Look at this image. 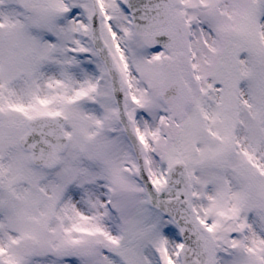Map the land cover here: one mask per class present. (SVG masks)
Instances as JSON below:
<instances>
[{
    "label": "snow or ice",
    "instance_id": "1",
    "mask_svg": "<svg viewBox=\"0 0 264 264\" xmlns=\"http://www.w3.org/2000/svg\"><path fill=\"white\" fill-rule=\"evenodd\" d=\"M0 264H264V0H0Z\"/></svg>",
    "mask_w": 264,
    "mask_h": 264
}]
</instances>
